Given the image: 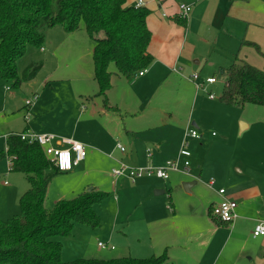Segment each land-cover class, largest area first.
Returning a JSON list of instances; mask_svg holds the SVG:
<instances>
[{
  "label": "rangeland",
  "instance_id": "1",
  "mask_svg": "<svg viewBox=\"0 0 264 264\" xmlns=\"http://www.w3.org/2000/svg\"><path fill=\"white\" fill-rule=\"evenodd\" d=\"M177 2L179 6L193 3L192 0ZM178 3L174 4L178 6ZM165 9H171V6ZM191 11L193 6L189 16ZM214 36L213 31L206 34L210 41ZM192 44H188L186 53H191ZM94 48L95 42L84 28L75 33L66 32L62 26L48 29L44 45L29 47L17 63L20 86L14 87L13 82L0 77V136L15 130L23 132L30 126L31 132H49L62 139L74 133L84 136L87 141L86 161L79 170L60 173L50 182L45 207L52 210L59 200L76 198L89 184L90 188L95 186L96 190L109 196L94 207L100 216V226L76 224L70 236L56 239L63 246V261L150 258L152 255L146 246L148 232L154 230V216L144 193L137 187L141 182L156 180H147L150 177L146 176L132 184L126 177L113 178L112 171L119 168L113 158L122 155L117 145L128 152L137 148L143 154L148 147L154 152L160 142L162 150L169 149L173 154L182 145L183 134L196 129L192 123H197L199 139H190L188 146L193 155L192 176L170 172V179L160 182L170 193L156 196L153 190L150 198L158 204L165 203L166 209L159 206L160 213L156 212L155 216L162 226L160 231L165 227L166 221L162 218L168 216L166 211L170 204L179 213L181 225L186 224L190 229L199 224L204 230L210 229L209 218L207 224L198 215L207 213L206 200L213 193L206 183L216 182V189L222 184L227 187L228 180L237 185L244 179L240 169L244 171L247 166L254 165L258 172L259 159L246 151V147L264 146V107L246 105L239 108L221 103L223 75L217 69L210 71L209 63L200 72L194 61L183 67L180 64L186 61L182 59L176 72L172 67L159 64V77L149 76L150 84H135V80L128 82L114 75L108 98L120 111L110 112L111 118L106 117L103 99L96 96ZM199 61L202 62V58ZM33 64H41L42 68L34 80L27 81L23 73ZM110 70L116 72L113 66ZM194 74L201 76L200 83L214 74L217 84L206 89L212 90L214 100L209 98L208 92L197 89L191 78ZM6 87L11 89L7 91ZM34 93L38 95L34 106L38 104V107L34 110L33 106L27 111L26 100ZM243 123H251L252 130L243 131ZM7 147V142L0 140V150L6 153ZM125 161L120 163L129 165ZM0 170H4L0 174V220L8 221L21 216L20 198L29 189V184L23 175L10 172L7 158H0ZM86 172L88 177L84 176ZM5 182L10 186L6 187ZM190 182H196L198 186L187 191L184 184ZM160 236L159 232L154 237L158 240ZM99 243L107 248H100Z\"/></svg>",
  "mask_w": 264,
  "mask_h": 264
},
{
  "label": "trees",
  "instance_id": "2",
  "mask_svg": "<svg viewBox=\"0 0 264 264\" xmlns=\"http://www.w3.org/2000/svg\"><path fill=\"white\" fill-rule=\"evenodd\" d=\"M128 2L0 0V77L19 87L21 78L17 63L29 47L44 45L48 29L62 26L66 32L75 33L84 28L95 42L96 96L103 99V107L108 112H119L117 107L110 105L108 98L113 76L133 82L154 63V57L149 53L152 32L148 18L151 10L145 6L137 8L138 2L135 5ZM187 19L181 18L178 12L173 21L186 28ZM111 66L116 72L110 70ZM41 68V64L29 66L23 78L34 80ZM221 74L224 77L221 103L239 108L246 105L264 107V69L236 60ZM7 146V153H0V157L12 158L11 171L23 175L29 189L20 198L21 216L8 221L0 220V264H168L166 252L144 259L63 261V246L56 239L70 236L76 224L94 228L100 226V216L94 207L109 194L94 189L72 200H61L52 210H47L45 202L50 182L62 172L51 164L38 144H28L12 136Z\"/></svg>",
  "mask_w": 264,
  "mask_h": 264
},
{
  "label": "crops",
  "instance_id": "3",
  "mask_svg": "<svg viewBox=\"0 0 264 264\" xmlns=\"http://www.w3.org/2000/svg\"><path fill=\"white\" fill-rule=\"evenodd\" d=\"M138 1L139 0H129L128 4L135 5ZM143 1L145 2V7L151 10V14L148 18V26L152 32V42L149 53L154 57V63L143 76L139 75L135 79V84H150L151 80L148 78L149 76L153 75L154 79L159 77V64L172 67L171 69L175 71L179 66L178 63H180L182 59L185 60L186 63H181L180 65L187 67L188 64H192L194 61L199 67V72L205 67H208L209 63L208 69L210 71H215L217 69L221 73L236 60L244 61L257 68L264 69V0H192L193 3L189 4L193 6V11H191L192 14L187 19L186 28L177 25L173 21V18L176 17L179 12V3L177 0ZM174 3H178V6ZM168 5L171 6V9H165ZM209 31L215 33V36L212 37V41L206 38V34ZM191 42H193L191 45L192 51L188 54L186 53V48ZM244 43L250 44L247 45ZM252 44L256 46H252ZM184 56H186V58H184ZM200 58H202L203 63L199 61ZM211 77H214V74L209 78ZM37 105L34 106V110L38 107ZM110 105L117 107L111 103ZM118 110L120 111L119 108ZM103 113L104 116L111 118L109 115L110 112L106 109ZM192 125L196 128L195 130L199 129L197 123H192ZM252 128L253 126L251 123H243V131L246 132L252 130ZM29 131H33L30 129V126H27V128L23 130V132ZM13 133L22 132L16 130L11 131L10 133L0 136V140L5 141L3 137ZM65 138L75 140L86 146L87 141L82 135L73 133V136L69 135L65 136ZM157 144L158 145L154 148V152L148 147L143 154L137 148L130 149V152L126 151L122 153L116 147L122 155L113 158V161L119 165L120 162L126 160L125 162L132 167H159L164 165L168 160L178 157L181 146L172 154L171 151L169 153V149L165 151L162 150L160 142ZM246 151H249L256 159H259L260 164L258 166V172H255L254 165L250 167L247 166L244 171L241 169L239 170V173L242 174L244 178L239 184L236 185L231 180H228L225 183L227 187L223 186V184L218 186V189L226 190L227 198L237 203V219L227 226L221 225L211 217V208L222 200L217 193L218 189L215 188L217 183H215L212 189L213 193H211L209 199L206 200L207 203L205 205H209L207 213L205 211L204 213L198 214L199 218L205 220L207 224L209 218V223L211 225L210 229L204 230V226L199 224L190 229H188L186 224L181 225L179 223V213L172 204L173 206L170 205L171 209L167 207L168 211L166 212L168 216L162 218L163 222L166 221V223L163 224L165 227H163L164 229L162 231H160L162 226L159 225L160 222H158L155 216H157L156 212L158 214L160 213L159 206H163L164 209H166L164 206L165 203L158 204L155 199H152V197L150 198V196H152L150 191L166 190L160 184L161 180L156 177L147 179H155L156 181L141 182L139 184L137 188L144 193L145 200H147L149 208H152L153 211L151 215L154 216V230L148 232L149 243L146 246L148 252L151 253L152 256H157L156 254L160 253V255H162L166 252L168 264H264V237H253V231L257 221L264 219V146L249 145L246 147ZM2 152L3 150H0V153ZM125 154L127 156L123 160ZM0 158L4 159L2 157ZM192 158L193 155L191 159ZM86 159L87 156L79 166L66 173H73L79 170L81 164H83ZM183 162L184 160L182 159V163ZM191 163L190 160L189 175L181 172L179 173L188 177L192 176ZM10 172L15 173L12 171ZM202 172L203 170L200 174H202ZM1 173H4V170H0V174ZM84 176L88 177L89 175L86 172ZM174 182H172V184ZM190 183L191 186L189 187V191L198 186L196 182ZM207 183L206 186L208 187ZM5 186L9 187L10 185L8 182H5ZM90 187L89 184L86 189ZM86 189H83L82 193L89 192L91 188L89 190ZM94 189L96 190L95 186L92 187V190ZM164 194H166V192ZM169 211L172 212L170 213ZM194 213H196V211H194ZM194 218H196V215ZM213 226L216 228L214 229ZM159 232L161 233L160 239L156 240L154 236ZM224 253H226L225 256ZM209 255L211 259L208 258ZM205 260L209 261L206 262Z\"/></svg>",
  "mask_w": 264,
  "mask_h": 264
},
{
  "label": "built area",
  "instance_id": "4",
  "mask_svg": "<svg viewBox=\"0 0 264 264\" xmlns=\"http://www.w3.org/2000/svg\"><path fill=\"white\" fill-rule=\"evenodd\" d=\"M145 3L143 0H139L136 7H144ZM192 6L191 5H181L179 7V16L181 18H186L190 14ZM140 76H143L144 73H140ZM193 82L195 83L199 91H206L208 86H211L216 83L214 77L207 78L205 81L201 82V77L199 74H194L192 77ZM7 91L11 88L7 87ZM208 92V91H206ZM209 98L211 100L215 99V96L211 91L208 92ZM38 100V95L33 94L30 99L25 103L26 109L29 111L35 102ZM12 136L19 137L22 141L28 144H38L41 146L48 157L51 164L60 172L66 173L72 171L75 167L79 166L87 156L85 145L77 142L72 139L59 138L53 134L49 133H34V132H23V133H13L7 136H4L3 139L5 142ZM190 139H199L198 131L195 129H190L186 131L183 140L181 149L179 151L178 157L176 159L168 160L164 165L159 167H132L124 163H119V168L112 171L113 178L126 177L132 183L137 182L139 179L144 177H156L160 180L166 181L169 179L170 172H181L183 174L189 175L190 173V159L192 153L188 150L189 140ZM117 148L125 153L126 150L120 144L117 145ZM8 148L6 150V153ZM9 163V170L11 171L13 167V162L11 157H7ZM182 159L184 162L182 163ZM182 165V166H181ZM214 181H209L207 183L208 187L211 189L215 186ZM218 195L222 200L215 204L211 209V217L214 220H218L221 223L232 224L237 219L236 209L237 203L226 197L225 189H218ZM171 209V207H169ZM253 237L259 238L264 237V219L258 220L257 224L253 231ZM100 248H107L106 245L99 243ZM114 249V247H113Z\"/></svg>",
  "mask_w": 264,
  "mask_h": 264
},
{
  "label": "water",
  "instance_id": "5",
  "mask_svg": "<svg viewBox=\"0 0 264 264\" xmlns=\"http://www.w3.org/2000/svg\"><path fill=\"white\" fill-rule=\"evenodd\" d=\"M194 126L196 127L195 124H194ZM184 186L187 189V191H189V187L191 186V183H185ZM89 191H92V188ZM164 193H165V191H156L155 192L156 195H162Z\"/></svg>",
  "mask_w": 264,
  "mask_h": 264
}]
</instances>
